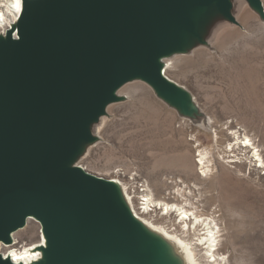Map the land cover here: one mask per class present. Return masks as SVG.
Instances as JSON below:
<instances>
[{"label": "water", "instance_id": "1", "mask_svg": "<svg viewBox=\"0 0 264 264\" xmlns=\"http://www.w3.org/2000/svg\"><path fill=\"white\" fill-rule=\"evenodd\" d=\"M262 20V0H249ZM231 0H23L0 38V243L36 219L41 264H180L135 220L110 180L75 165L92 127L142 80L181 116L206 117L163 59L204 41ZM213 13V14H214ZM0 264H12L0 254Z\"/></svg>", "mask_w": 264, "mask_h": 264}, {"label": "rangeland", "instance_id": "2", "mask_svg": "<svg viewBox=\"0 0 264 264\" xmlns=\"http://www.w3.org/2000/svg\"><path fill=\"white\" fill-rule=\"evenodd\" d=\"M246 9L240 26L227 21L212 48L171 61L169 76L194 94L213 130L184 119L148 84L133 82L127 100L112 108L103 141L82 162L103 177L123 170L128 183L136 171L159 199L176 191L180 180L192 189L200 185L196 202L221 227L220 252L228 264H264V169L245 146V136L253 138L264 160V21ZM202 150L213 165L209 179L198 175ZM157 215L164 223V213ZM25 229L18 234L20 245L38 240L35 221Z\"/></svg>", "mask_w": 264, "mask_h": 264}, {"label": "bare ground", "instance_id": "3", "mask_svg": "<svg viewBox=\"0 0 264 264\" xmlns=\"http://www.w3.org/2000/svg\"><path fill=\"white\" fill-rule=\"evenodd\" d=\"M231 2L233 7L232 14L237 20L243 13H248L245 12L247 7L251 8L253 12L259 15V13L252 8L249 0H231ZM262 3L264 6V0H262ZM22 10L23 0H21L19 9H17L15 5V0H0V38H6L8 30L17 25ZM213 13L209 16L210 21L207 20L201 23L200 31L204 36V41L194 39L185 51L173 53L163 59L165 76L173 83H176L180 88L186 90L191 96V108H196L200 111L201 108L194 94L185 86L174 81L169 76V71L172 69L171 61L177 56H187L194 54L199 49L213 47V44L217 41L220 34L225 30L227 22V20H223L218 14ZM230 23L233 24L232 22ZM138 81L141 82L142 80L137 79L128 82L119 90V100L110 104L106 114L93 125L92 132L95 139L92 143L84 145L82 153L78 157L75 165L81 166L85 171L89 172L82 165V162L90 154L92 148L103 141V130L110 117L112 108L127 100V86L130 83ZM142 82L145 83L144 81ZM150 88L152 87L150 86ZM183 118L192 121L198 127H202L207 131L213 130V120L210 117H189L184 115ZM230 145L234 148L232 144ZM245 146H251L254 157L260 162H263L261 150L253 138L246 135ZM209 156L210 153L207 150H202L200 156H198L200 157L199 161H196V165L198 167L201 166V172L198 171V175L201 178L209 179L210 173L213 172V165ZM91 174L96 175L94 173ZM96 176L110 180L117 186L123 202L127 205L135 220L139 222L142 228L153 239L165 243L168 255L180 262V264H228L227 256L220 252L222 241L221 227L215 218L201 214L202 210L196 202V193L200 196L203 193L200 185L195 184L192 189L188 187L186 182L180 180V184H176V191L174 187V192L170 189V191L165 193L163 198L160 199L157 198L154 190L150 187L148 188V197L145 198L144 210H142L127 191L125 183L117 176ZM169 183L176 182L170 181ZM171 198L172 200H170ZM158 210L162 211L166 216L164 217V223H159L155 219L156 216H158ZM174 215L176 216V220L173 217ZM31 220L37 223L38 240L31 244L20 245L18 234L26 230L25 228H27ZM29 221L25 228L20 229L12 235V243H0V254L4 260L10 261L12 264H41L45 260L43 248L47 247V239L42 231L40 223L34 218H30ZM17 257H23V259H17Z\"/></svg>", "mask_w": 264, "mask_h": 264}, {"label": "built area", "instance_id": "4", "mask_svg": "<svg viewBox=\"0 0 264 264\" xmlns=\"http://www.w3.org/2000/svg\"><path fill=\"white\" fill-rule=\"evenodd\" d=\"M256 165L260 167V169H264V160L263 162H260L257 158H255ZM264 173V172H263ZM114 175L117 176L119 179H121L126 186L127 191L131 194L134 200L138 201L139 208L144 210L143 206L145 204V198L148 197V188H150L149 182L140 176L138 172H132L130 175H128L129 183L126 182L124 178L127 176L123 173V170H117L114 172Z\"/></svg>", "mask_w": 264, "mask_h": 264}, {"label": "snow or ice", "instance_id": "5", "mask_svg": "<svg viewBox=\"0 0 264 264\" xmlns=\"http://www.w3.org/2000/svg\"><path fill=\"white\" fill-rule=\"evenodd\" d=\"M20 3H21V0H15V5H16L17 9L20 8ZM17 259H23V257H17Z\"/></svg>", "mask_w": 264, "mask_h": 264}]
</instances>
